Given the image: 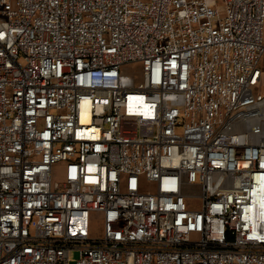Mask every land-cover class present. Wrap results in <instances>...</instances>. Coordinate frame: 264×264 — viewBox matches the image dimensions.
Wrapping results in <instances>:
<instances>
[{"label": "built area", "instance_id": "1", "mask_svg": "<svg viewBox=\"0 0 264 264\" xmlns=\"http://www.w3.org/2000/svg\"><path fill=\"white\" fill-rule=\"evenodd\" d=\"M74 250L264 264V0H0V264Z\"/></svg>", "mask_w": 264, "mask_h": 264}, {"label": "rangeland", "instance_id": "2", "mask_svg": "<svg viewBox=\"0 0 264 264\" xmlns=\"http://www.w3.org/2000/svg\"><path fill=\"white\" fill-rule=\"evenodd\" d=\"M141 66L142 65L140 63H133V64L127 65V69L128 71H132L138 75L141 71V68H142ZM63 167H64L63 163H59L54 166V169H53L54 179H57L60 181L63 180ZM142 190H146V191L153 190V185H149L146 182L145 183L143 182ZM200 206H201L200 200L195 199L192 207L200 208ZM92 216H93V219H92L91 231L93 234L99 235L101 234V230H102L101 215L100 213H94ZM79 256H80V252L78 250L72 251L70 253L69 264H77V260Z\"/></svg>", "mask_w": 264, "mask_h": 264}]
</instances>
